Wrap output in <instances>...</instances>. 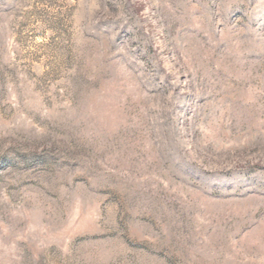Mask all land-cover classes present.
<instances>
[{"label": "rangeland", "instance_id": "obj_1", "mask_svg": "<svg viewBox=\"0 0 264 264\" xmlns=\"http://www.w3.org/2000/svg\"><path fill=\"white\" fill-rule=\"evenodd\" d=\"M0 264H264V0H0Z\"/></svg>", "mask_w": 264, "mask_h": 264}]
</instances>
